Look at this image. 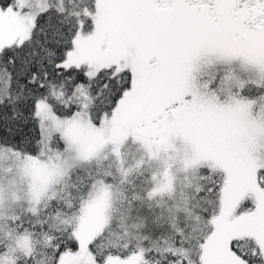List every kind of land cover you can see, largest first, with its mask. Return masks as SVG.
Here are the masks:
<instances>
[{"label":"snow or ice","instance_id":"snow-or-ice-1","mask_svg":"<svg viewBox=\"0 0 264 264\" xmlns=\"http://www.w3.org/2000/svg\"><path fill=\"white\" fill-rule=\"evenodd\" d=\"M0 264H264V0H0Z\"/></svg>","mask_w":264,"mask_h":264}]
</instances>
